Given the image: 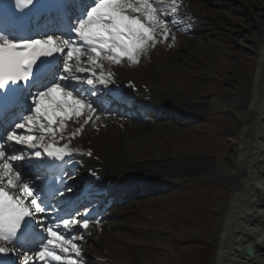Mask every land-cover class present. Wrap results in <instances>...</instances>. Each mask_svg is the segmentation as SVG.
<instances>
[{
    "label": "bare ground",
    "instance_id": "bare-ground-1",
    "mask_svg": "<svg viewBox=\"0 0 264 264\" xmlns=\"http://www.w3.org/2000/svg\"><path fill=\"white\" fill-rule=\"evenodd\" d=\"M196 6L192 2L190 8L185 6L184 16L180 18L184 22L198 21L197 29H203L209 35L215 33L208 27L211 22L205 26L204 22H200V9L198 12L193 10ZM204 11L210 19L216 16L214 12ZM177 25L182 26L179 23ZM171 29L168 26L171 35L177 40H171L170 37L167 41L157 43L154 48L149 47L141 55L139 63L129 64L125 58L120 65H115L105 60L100 62L102 67L94 68V76L88 73V78L95 80L101 72L105 76L112 72L114 82L108 84L132 80L138 85L139 93L149 95L157 103L162 101L157 96L168 97V105L187 112L184 117L185 113L171 115V119L174 118L172 125L127 123L102 113L99 104L86 98L96 109L93 116L99 115L100 119H93L85 125L82 133L71 141L67 137L80 127L82 119L69 120L62 133L65 139L61 140V133L58 132L56 140L69 143L84 152L75 155L77 163L90 168L102 167L104 174L125 182L121 185L125 189L143 182L145 187H139V193L152 188L170 190L175 183H183L190 177L221 181L231 187V193L216 205L217 209L224 208L226 214L218 226L220 237L213 264H264V30L262 45L257 49L259 59L254 69L253 65H249L244 73H238L234 69V59H229L226 69H221V58L203 49L205 44L189 35V28L182 26L178 35ZM158 30L157 37L162 29ZM81 58L84 60L83 67H92L85 56ZM194 58L199 61L202 59L203 62L197 63ZM203 72L207 77L219 80H229L236 73L239 74L243 82V96L234 99L231 88L207 82ZM141 85L147 86V90H143ZM213 85L219 87L218 91L211 88ZM223 111L232 112L243 125L238 134L229 135L234 154L221 153L215 159H205L201 150L209 147L207 141L222 133L220 124L212 122L213 118L208 122L205 117ZM198 118L204 119L195 126L187 128L184 125L183 120L192 122ZM32 131L36 135L38 127ZM89 151L92 152L91 156L88 155ZM78 175L79 179H85L82 171ZM129 191L132 192V189ZM154 200L149 199V202L155 203ZM142 205L141 201H135L125 209L111 211L107 216L130 213L142 209ZM130 206L134 209H129ZM107 227L111 228L108 233ZM122 227L126 228V232L120 231ZM93 230V235L99 236L97 242L88 236H83V239L76 237L82 243V251L77 256L82 261H92L98 256L97 261L102 259L107 264H126L132 252L140 253L141 256H137L143 258L140 250L150 247L153 241L147 237L141 238L139 227L130 226L126 221H108L99 228L93 227ZM247 248L253 250L251 256L246 254ZM158 262L168 264L163 258Z\"/></svg>",
    "mask_w": 264,
    "mask_h": 264
},
{
    "label": "snow or ice",
    "instance_id": "snow-or-ice-1",
    "mask_svg": "<svg viewBox=\"0 0 264 264\" xmlns=\"http://www.w3.org/2000/svg\"><path fill=\"white\" fill-rule=\"evenodd\" d=\"M17 2L26 7L32 0ZM176 10L174 6L172 12L175 13ZM164 15L166 14L155 6L153 0H96L94 6L87 10L86 18L81 19L72 30L80 41L89 46L87 60L92 66L89 68L80 65L85 51L81 47H74L75 41L70 39L60 40L52 36L32 40L0 39V91H4L9 84L27 83L39 58L61 54L65 46L68 48L62 74L59 76L60 82L54 81L51 86L34 93L30 97L31 114L26 123H15L14 129L7 132L6 138H0V255L21 256V264H34L36 259L43 264L48 258L58 264H65L66 256L59 253L80 255L79 245L75 242V229H89L87 213L80 218H61L57 213L55 218L61 223H54L42 190L35 182H30L31 178L20 162L31 157L40 160L46 156L57 161L70 158V144L60 146L56 142L57 133H61V140L65 139L62 133L66 130V123L76 118L82 119L80 127L67 137L71 141L82 133L85 125L93 119H100L99 115L93 116L96 109L79 91L74 94L71 90H65L67 85L64 82L79 79L73 73L70 61L73 58L77 61L76 73L87 72L93 76L94 68L102 67L100 62L105 60L110 64L120 65L126 58L129 64H137L149 47L154 48L157 43L167 41L170 37L175 39L168 30ZM158 27L162 29L159 38L156 31ZM97 82L107 85L114 82V75L109 72L105 76L101 72L95 80H86L87 85L93 87ZM4 104L5 101L0 100V108ZM36 126L39 136L21 135L16 131L25 128L34 130ZM14 145H21L23 148L16 149ZM88 155L91 156L92 152L89 151ZM14 189L19 194H14ZM61 224L65 231L59 230ZM37 228L41 235L38 249H30L26 244L29 237L35 238ZM68 230L72 232L71 239L65 234ZM44 232L47 234L46 240L42 237ZM50 245L53 247L50 248ZM56 249H59V253ZM66 264H76V261L67 258Z\"/></svg>",
    "mask_w": 264,
    "mask_h": 264
},
{
    "label": "rangeland",
    "instance_id": "rangeland-1",
    "mask_svg": "<svg viewBox=\"0 0 264 264\" xmlns=\"http://www.w3.org/2000/svg\"><path fill=\"white\" fill-rule=\"evenodd\" d=\"M205 8L216 11L214 18L208 27L215 33H208V42L204 35H200L204 41L205 49L210 54L220 59L221 69H226L229 59H234L235 72L244 73L249 65H256L259 59L258 48L262 45V31L264 30V0H200ZM218 18V19H217ZM200 49H198L199 51ZM197 63H202L194 58ZM206 76V73L203 72ZM207 82L218 83L222 87L231 88L234 99L243 96V82L239 74L229 80H219L207 77ZM221 87V88H222ZM213 90L218 91V86L213 85ZM216 125H221V135L211 138L207 148L201 150L205 159H215L221 153L233 155L234 150L230 134H238L243 125L230 111L215 113L212 119ZM202 122L195 120L190 125ZM189 124L187 126H190ZM189 187L185 188L184 185ZM231 187L218 180H199L190 177L183 183L177 182L168 189L154 188L145 193L141 199L144 202L142 209L134 211L127 218V224L139 227L141 238L147 237L151 241L150 247L141 249L140 253H131V264H160L159 259H165L168 264H213L211 258L217 253L220 226L225 217L224 208L217 209L216 205L222 198L228 197ZM155 199L154 202H148ZM155 206H154V205ZM159 206V207H156ZM160 227H164L160 229ZM204 242V244H202ZM160 243V244H157ZM210 245L212 251L204 253V247ZM202 251V256L200 254ZM140 255V256H137Z\"/></svg>",
    "mask_w": 264,
    "mask_h": 264
},
{
    "label": "water",
    "instance_id": "water-1",
    "mask_svg": "<svg viewBox=\"0 0 264 264\" xmlns=\"http://www.w3.org/2000/svg\"><path fill=\"white\" fill-rule=\"evenodd\" d=\"M252 253H253V250H252L251 248H247V249H246V254H247V255L251 256Z\"/></svg>",
    "mask_w": 264,
    "mask_h": 264
}]
</instances>
